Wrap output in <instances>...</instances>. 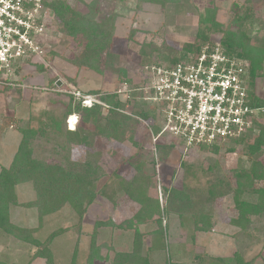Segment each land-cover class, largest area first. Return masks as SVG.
Returning a JSON list of instances; mask_svg holds the SVG:
<instances>
[{
	"label": "rangeland",
	"instance_id": "rangeland-1",
	"mask_svg": "<svg viewBox=\"0 0 264 264\" xmlns=\"http://www.w3.org/2000/svg\"><path fill=\"white\" fill-rule=\"evenodd\" d=\"M91 1L63 0V4L85 16ZM178 6L164 9L138 0H102L99 16H116L111 45L116 59L102 74L78 69L69 63L86 45L87 37L67 35L63 23L49 9L45 57L35 63L19 65L11 84H0V171L13 161L24 133L32 135L30 132L34 130L29 146L31 159L37 163L63 168L67 156L80 164L86 159L85 151L89 152L88 160H94L90 173L94 196L78 202L84 211L82 217L75 208L77 201L73 207L49 200L55 205V211L40 219L43 207L36 206L40 199L33 183L16 185V202L8 206V221L29 231L31 239L39 246L0 231V264H46L44 259L35 258L38 251L49 253L50 264H111L116 253L131 252L134 229L141 232L139 256L147 259L148 264H235V256H240L244 262L264 263V214L250 217L246 226L240 227L234 204L236 173L250 159L264 168V147L255 156L247 153L253 139L264 128V107L256 117L252 135H247L244 142L217 146L216 150L195 148L190 152L178 147L170 138L159 140L154 148L148 131L151 129L155 134L159 130L162 120L156 114L152 120H139L127 113L139 123L116 139L110 133L107 136L99 131V126L109 117L104 106H98L96 112L99 113L92 116L69 111H74L78 103L75 99L70 102L69 93L99 95L105 105V97L111 99L115 92L122 91L120 99L127 100L130 93L121 85L124 77L119 76L120 71L126 72L125 78L139 83V71L145 64L181 55L183 46L192 44L200 30L207 34L208 43L220 44L229 33L247 37L259 67L251 91L264 102V0H182ZM206 10H213L217 26L210 23L208 28L198 23ZM234 12L241 17L237 23L232 21ZM134 98L131 107L136 110L151 111L150 107L157 106L143 101L140 94ZM82 101L80 99L81 108ZM70 116L76 118L75 128L80 127L83 134L92 137L90 149L62 141L56 146L53 123L70 131ZM78 133L80 131L72 135L74 142ZM162 143L171 147L163 159L158 150V144ZM140 163L143 196L158 201L160 216L145 207L139 208L126 195L125 188L134 183L138 176L136 166ZM211 186L223 191V195L213 201L207 200ZM182 188L187 191V201L171 200L169 190ZM252 189H264V178L255 180ZM254 194L245 193L241 197L255 202ZM44 200L43 206H46L47 198ZM139 209L142 225L134 222L133 230L120 227L127 221L137 220L135 214ZM202 212L208 215L207 220H202L207 222L200 221L195 226L186 219ZM158 219L163 235L160 242H155L153 233L158 228ZM39 221L43 222L39 224ZM102 221H109L111 225L96 228ZM59 230L62 232L50 240L49 236ZM92 244L105 246L92 252Z\"/></svg>",
	"mask_w": 264,
	"mask_h": 264
},
{
	"label": "trees",
	"instance_id": "trees-1",
	"mask_svg": "<svg viewBox=\"0 0 264 264\" xmlns=\"http://www.w3.org/2000/svg\"><path fill=\"white\" fill-rule=\"evenodd\" d=\"M101 1L102 0H92L91 3L87 6L89 11L87 15L83 16L78 13H75L69 8H67L63 4V0H44V7L51 9L54 12L56 19L60 20L64 27L65 32L70 37H76L77 35H84L87 37V43L80 51V53L69 63L78 68V69H87L90 71H94L97 74H102L105 69H109L111 65L114 63L116 56L112 52V40L114 37V29L116 16H107L100 17L101 11ZM141 3H148L153 5H159L162 8H167L168 6H174L177 9V6L182 3V0H138ZM187 1V0H184ZM179 7V6H178ZM213 10H206L205 14H201L199 17V24L201 26L208 27L211 25L217 26L214 23L213 18ZM241 20V17L237 12H234V17L232 19L233 23H237ZM207 34H204V31H198V34L195 38V41L192 44H185L183 46V52L178 54L176 57L172 58H160L162 62H155V64L165 63L166 60L170 64L180 63L182 60L186 58H190L193 55L197 54L204 45L208 44L207 42ZM207 42V43H206ZM210 44V43H209ZM220 46L224 50L225 54L229 57L236 58L237 60L246 61L248 64V83L251 87L253 86L254 79L257 75V70H259L257 66V59H255V54L253 50L248 45V39L245 35H241L239 38L234 33H229L226 38L220 41ZM258 57V56H257ZM149 58V57H147ZM260 64V60H259ZM258 64V65H259ZM42 65V64H37ZM146 65V64H145ZM39 69L42 67L38 66ZM119 76L122 75V82L131 86L134 84V81L125 78V71H120ZM135 86V85H133ZM90 95V94H89ZM93 95V94H92ZM99 99V95H95ZM120 94L117 92L111 97V99L104 98V102H106L109 117L103 123V126H99V131L104 135L110 136L112 135L114 138L118 139V137H122L127 129H135L136 124L139 123L138 119L130 117L127 113H131L134 116L140 118L139 120H152L155 117V113L151 111H139L131 107V103L134 101L133 99H127L125 101L120 99ZM136 96L135 94L133 97ZM250 96L252 97V105L254 107H264V102L260 99H257L253 92L251 91ZM68 97L71 99L70 102L75 99L78 103L74 108V111L69 110L73 114H79L83 112L81 115L92 116L96 112L98 105H93L91 108H87L82 106L80 107V99H77L74 95L70 94ZM100 100V99H99ZM101 101V100H100ZM95 108V109H94ZM150 110V109H149ZM120 112L124 115H118ZM126 112V113H125ZM82 117V116H81ZM54 134L56 137V146L60 144V141L66 143L67 145L72 143H77L87 149H90L92 143V137L89 136L88 133H84L81 131L80 127H76L75 129H69L70 131L61 128L53 123ZM153 128V126H152ZM78 133L77 141H73L72 135ZM152 131V130H151ZM156 132V129H154ZM32 135L25 134L23 135L18 150L13 158V161L9 165L8 168H3L0 171V231L5 234H10L21 242H31L35 245L37 241L31 239L28 234L29 231H25L20 227H16L10 221H8L7 210L10 204H15V195H14V187L18 184L24 182H32L35 186V190L37 193V197L39 202L37 203V207L42 208L41 213H39V218L41 219L42 215H47L50 212L55 211V205H53L49 200L57 202L58 204H71L73 207L75 206L73 203L77 201L76 210H78V214L82 217L84 211L81 210L79 201L83 199L91 200L94 196V184L91 181V165L94 163V160H88L89 152L85 151V161L84 163L76 164L74 161H70L69 157H66L65 165L63 168L56 165H47L44 163H37L35 160L31 159V149H30V140L34 137V130L30 132ZM157 133V132H156ZM248 135H252V132L249 131ZM66 136V137H65ZM112 138V137H111ZM132 140V138H130ZM245 140V139H244ZM244 140H237L236 143H242ZM161 142V141H160ZM210 148L216 150V145L212 146H202L200 148ZM264 147V128H261L259 134L253 139V144L248 147L247 153L250 156H255L261 149ZM171 149L169 145L164 143L158 144V150L160 151V158L163 159L168 151ZM193 150V149H189ZM187 150V152L189 151ZM190 152V151H189ZM44 153L43 156H45ZM42 156V157H43ZM45 158L43 157L42 160ZM142 164L140 163L137 168L138 176L134 179V183L126 189V195L128 199L137 205L139 208L145 207L150 210L156 216L161 215L160 206L158 201H154L151 199L144 198V180L141 178L142 173ZM264 178V168L258 161H254L250 159V162L240 169L236 173V187L234 190V204L235 208L238 212V220L237 225L240 227H245L246 224L250 221V217L255 215L264 214V189L260 191L253 190V182L258 179ZM138 182V183H137ZM39 188V191H38ZM166 190L164 189V193ZM187 191L185 189L181 190H169L171 193V200L174 199L175 202H186L188 199ZM256 197L255 202H247L242 199L245 193H254ZM223 195V191L219 188L210 187L207 192V200H215L220 198ZM51 203L46 206V201ZM170 203V201H169ZM45 210V211H43ZM137 220L135 221H127L124 225L120 227L125 228L127 230H133V223L143 224V220L140 217V209L135 214ZM190 224L195 225L198 222H207L202 221L208 219V215L204 212L198 214L197 216L187 217ZM40 222L43 221H39ZM204 224V223H203ZM111 225L108 222H98L95 227L96 228H105ZM158 228L154 231V241L160 242L162 237V229H161V221H157ZM184 225V221H183ZM62 230L57 231V233H53L49 236V239L52 240L54 236L60 234ZM93 234V241H94ZM141 232L137 229H134V240H133V248L129 253H116L112 259L111 264H148L147 259L140 258L139 249L142 241ZM105 246L101 244V246L96 247L92 244L91 251L100 250ZM235 264H254L251 262H244L240 256H235ZM35 258L44 259L46 264H50L49 253L46 251H38L35 255ZM264 264V263H263Z\"/></svg>",
	"mask_w": 264,
	"mask_h": 264
},
{
	"label": "built area",
	"instance_id": "built-area-1",
	"mask_svg": "<svg viewBox=\"0 0 264 264\" xmlns=\"http://www.w3.org/2000/svg\"><path fill=\"white\" fill-rule=\"evenodd\" d=\"M49 11L44 0H0V84H11L19 65L43 60ZM121 85L128 99L140 94L157 105L149 108L162 120L157 133L148 131L154 148L167 138L184 151L235 144L253 131L262 112L252 105L247 62L227 56L219 43L177 64H146L139 83ZM74 96L86 107L109 108L95 95Z\"/></svg>",
	"mask_w": 264,
	"mask_h": 264
},
{
	"label": "bare ground",
	"instance_id": "bare-ground-1",
	"mask_svg": "<svg viewBox=\"0 0 264 264\" xmlns=\"http://www.w3.org/2000/svg\"><path fill=\"white\" fill-rule=\"evenodd\" d=\"M76 123V118L71 116L69 118V129H75Z\"/></svg>",
	"mask_w": 264,
	"mask_h": 264
},
{
	"label": "clouds",
	"instance_id": "clouds-1",
	"mask_svg": "<svg viewBox=\"0 0 264 264\" xmlns=\"http://www.w3.org/2000/svg\"><path fill=\"white\" fill-rule=\"evenodd\" d=\"M84 107H86V106H84ZM92 107V106H91ZM91 107H87V108H91ZM71 117V116H70Z\"/></svg>",
	"mask_w": 264,
	"mask_h": 264
}]
</instances>
